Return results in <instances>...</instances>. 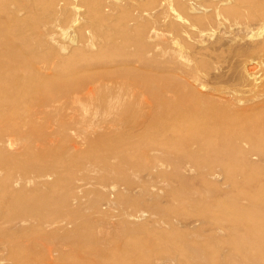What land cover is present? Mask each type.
<instances>
[{"label": "bare ground", "instance_id": "bare-ground-1", "mask_svg": "<svg viewBox=\"0 0 264 264\" xmlns=\"http://www.w3.org/2000/svg\"><path fill=\"white\" fill-rule=\"evenodd\" d=\"M18 1L25 11L49 1L53 6H62L64 13L78 9L79 3L91 7L95 2ZM22 23L28 25L26 20ZM22 23L17 24L22 27ZM33 36L30 34L31 38ZM87 37L96 40L95 35ZM2 43L0 188H3L4 204L16 206L18 210L15 214L7 213L4 218L20 230L16 232L15 228L16 233L0 237V246L10 250V264H264V184L261 181L264 173L253 175L258 180L255 191L243 197L226 194L215 198L173 197L163 201L149 193L148 198L126 199L119 190L122 173L111 166L109 158L113 155L112 158L118 159L115 151L112 155L107 152L81 159L84 149L75 141H68L61 149L66 150L67 155L55 150L61 137L65 140L71 129L84 134L107 130L101 140L110 136L109 133L124 131V124L147 115L151 102L134 90L136 85L122 80L114 71H85L92 69L90 55H85L82 63L65 60L60 55L48 60L41 59L34 50L26 54L10 46L8 41ZM89 44L91 42L84 45L90 47ZM78 67L83 70L79 71ZM183 98L173 97L171 101L178 103ZM190 98L191 102L200 103L195 96ZM167 106L160 102L155 109L157 115L167 112ZM168 113L176 114L174 110ZM193 114L206 122L204 130L197 123L201 119L191 125V131L197 133L196 139H199L196 140L201 146L199 153L208 156L209 165L236 169L225 173L228 182H236L239 171L247 174L264 169L252 160L257 156L264 163V117L260 122L249 116L246 135L222 144L219 139L204 141L202 135L211 131L209 124H214V119L201 109H195ZM159 124L158 134L171 132L170 120L161 118ZM243 144L251 146L250 149ZM50 154L57 155V164L69 167L70 175L82 168L85 172L92 163L94 172L102 175L96 180L85 178L78 182L69 177L65 184L67 194H50L52 184L62 182L54 169L56 166L40 169L31 162L44 160ZM142 156L143 168L150 173L157 167L163 175L165 165L174 163L172 153L143 151ZM125 162L130 165L134 159L128 158ZM17 168L20 170H13ZM51 178L55 179L53 183L48 182ZM96 182L103 185L106 193L94 195L87 191ZM15 184L22 188L15 189ZM251 184L247 181V185ZM28 186L34 188L26 192ZM29 195L31 200L25 201ZM2 262L0 260V264Z\"/></svg>", "mask_w": 264, "mask_h": 264}, {"label": "rangeland", "instance_id": "rangeland-1", "mask_svg": "<svg viewBox=\"0 0 264 264\" xmlns=\"http://www.w3.org/2000/svg\"><path fill=\"white\" fill-rule=\"evenodd\" d=\"M9 1L0 0V44L8 41L19 52L32 54L34 50L41 59L48 60L60 55L65 60L82 63L81 59L90 55L93 70L85 71H114L122 80L136 85L134 90L151 102L146 116L134 118L123 125L124 131L109 133L106 139L100 138L107 130L86 132L88 134L69 130L65 140L61 137L56 153L62 152L68 141L82 145L81 159L115 151L118 159L112 158V154L109 158L111 166L122 173L119 190L126 199L148 198L149 193L163 201L173 197L215 198L226 194L243 197L255 191L258 180L253 175H262L264 169L247 174L239 171L236 182H228L225 173L236 169L209 165L208 156L199 153L201 146L196 143L199 139H196L197 133L191 131V125L201 119L197 123L205 129V119L193 114L195 109L203 110L207 117L214 119V124L208 123L211 131H206V135L200 133L204 141L212 138L226 144V140L246 135L249 116L263 120L264 0H95L91 7L79 3L78 9L67 13L62 12V6H53L49 1L36 4L37 8L34 5L32 11L29 8L25 11L21 1ZM24 19L30 28L22 23ZM17 23H22L24 29ZM30 34L35 35L34 38ZM93 35L95 41L87 37ZM88 41L90 47L84 45L90 43ZM62 49H66L65 54ZM80 67L78 70H83ZM178 96H184L181 102L171 101ZM191 96L200 103L191 102ZM160 102L168 105V111L157 115L155 109ZM169 110L176 114L172 116ZM161 118L173 123L167 135L158 134ZM243 146L248 150L251 147ZM143 151L172 153L174 163L165 165L163 175L157 167L150 173L143 168ZM62 153L67 155L66 150ZM56 156L50 154L44 160L31 161L40 169L56 166L54 169L62 182L52 184L50 194H67L65 184L69 177L78 182L85 178L96 180L102 175L94 172L93 163L90 168L85 165L88 171L82 168L70 175L69 167L57 164ZM128 158H133L134 163L127 165ZM252 160L264 166L263 159L253 156ZM54 181L51 178L48 182ZM247 181L254 185H247ZM261 181L264 184V177ZM101 186L96 182L87 191L94 195L106 193ZM21 188L15 184V189ZM33 188L28 186L26 192ZM2 190L0 188V237L6 238L19 229L9 225L4 216L18 210L16 206L4 204ZM30 198L27 196L25 201ZM9 255V248L0 246L1 264L11 263Z\"/></svg>", "mask_w": 264, "mask_h": 264}]
</instances>
